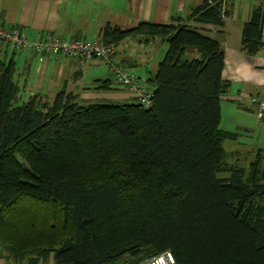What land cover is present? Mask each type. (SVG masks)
<instances>
[{"label": "trees", "instance_id": "16d2710c", "mask_svg": "<svg viewBox=\"0 0 264 264\" xmlns=\"http://www.w3.org/2000/svg\"><path fill=\"white\" fill-rule=\"evenodd\" d=\"M224 3L202 0L188 20L221 29ZM250 17L241 42L254 56L264 48L262 8ZM181 22L101 31L106 46H168L148 108L82 105L66 90L51 104L19 103L17 69L0 62V242L15 259L142 264L171 251L175 264H264L263 157L248 169L227 163L223 142L239 136L220 130L223 48Z\"/></svg>", "mask_w": 264, "mask_h": 264}, {"label": "crops", "instance_id": "0c3cea01", "mask_svg": "<svg viewBox=\"0 0 264 264\" xmlns=\"http://www.w3.org/2000/svg\"><path fill=\"white\" fill-rule=\"evenodd\" d=\"M201 1L0 0V24L20 29L29 40L62 37L101 41V31L109 25L132 29L139 23L168 25L173 18H180V25L197 28L221 44L225 56L222 79L230 86L221 98L220 126L227 120L226 128L222 130L247 137L254 142L258 155L263 157L264 113L262 117L258 115V108L251 103V98H264V48L257 55H248L242 49L241 38L242 28L250 20L252 11L260 7L264 12V0H225L224 6L230 15L225 18L221 29L188 20ZM128 40L115 47L116 53L110 60L86 61L62 55L42 57L37 53L16 52L0 44V62L13 61L17 69L14 79L19 91L18 101L22 103L40 96L51 104L63 90L76 95V101L85 105L113 100L124 104L136 103L135 95L119 86L109 73L111 62L127 71H135L138 67L139 84L143 88L144 84L151 85L150 90L153 91L151 80L168 46L161 39L150 40L147 44L140 43L138 39H132L133 42ZM151 45H160V53L152 54ZM104 81L109 82L112 90L96 91ZM10 261L0 257V264H10Z\"/></svg>", "mask_w": 264, "mask_h": 264}, {"label": "built area", "instance_id": "2783aa9c", "mask_svg": "<svg viewBox=\"0 0 264 264\" xmlns=\"http://www.w3.org/2000/svg\"><path fill=\"white\" fill-rule=\"evenodd\" d=\"M0 44L6 45L10 50L16 52L37 53L42 57L64 56L69 59L94 60L104 59L110 60L116 53L115 46L104 45L100 40L64 39L62 37H49L46 40H29L25 33L20 29L0 24ZM109 73L114 77L116 83L123 89L129 90L135 95L137 103L145 108L150 107L153 100V91H149L139 84L138 77L127 71L121 65L111 62ZM251 103L258 108V115L262 117L264 113V98L259 100L251 98ZM176 260L171 251H166L151 257L142 264H175Z\"/></svg>", "mask_w": 264, "mask_h": 264}, {"label": "rangeland", "instance_id": "374dc122", "mask_svg": "<svg viewBox=\"0 0 264 264\" xmlns=\"http://www.w3.org/2000/svg\"><path fill=\"white\" fill-rule=\"evenodd\" d=\"M156 40L160 41V38L156 39ZM128 41L133 42L132 39H129ZM150 47H152V49L150 50L152 54H156L158 52L160 53L161 48H162L160 45H157V46L151 45ZM193 55H194V57H199L198 54L197 55L193 54ZM116 61H118V59H116ZM129 71H132L133 73L130 72L132 74L136 73V74H134L136 77L140 76L139 73L137 72L138 67L135 69V71L131 70V69H129ZM144 86H145V88H147V90L152 89L151 85L144 84ZM19 103H20V101H19ZM95 103L96 104L103 103V104H107V105H113V104H117V103L118 104H124L120 101H114V100L113 101L94 102V104ZM88 104H86V105H88ZM90 104H92V103H90ZM82 105H85V104H82ZM227 123H228L227 120L224 121V124L222 126H220V130L226 128ZM223 148L225 149L226 152L231 153V156L228 158L227 163H229L230 165L236 166V167H244V168L248 169L250 167V165L253 164V162L258 161V159H259V157H258L259 153L256 150V146H255L254 142L251 141L250 139H248L247 137H244V136H240L239 139L235 140V141H232V140L224 141L223 142ZM237 154H240V155H237ZM262 156L264 158V155H262ZM263 161H264V159H263ZM217 177L219 179H227V178H229V173H226V172L218 173ZM37 227H38L37 233H39L41 230H43L41 227V223H39ZM2 233H5V232H2ZM13 240H12L11 236H8L7 240H5V244H7V245L12 244V243H14ZM3 245L0 242V257L1 258L5 259L7 261L11 260L10 264H27L28 263L27 262L28 258H24V260H22V262L15 259L11 253H8L5 249H3V247H4ZM52 258L53 257L51 255V257L49 258V260L47 261L46 264H52L53 263Z\"/></svg>", "mask_w": 264, "mask_h": 264}]
</instances>
